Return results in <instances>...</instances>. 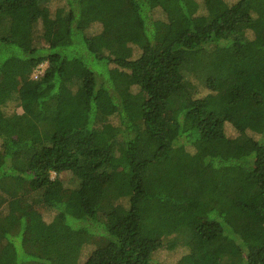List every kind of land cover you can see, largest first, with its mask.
I'll return each instance as SVG.
<instances>
[{"label":"trees","instance_id":"trees-1","mask_svg":"<svg viewBox=\"0 0 264 264\" xmlns=\"http://www.w3.org/2000/svg\"><path fill=\"white\" fill-rule=\"evenodd\" d=\"M263 24L264 0H0V207L39 218L0 209V264H264Z\"/></svg>","mask_w":264,"mask_h":264},{"label":"rangeland","instance_id":"rangeland-1","mask_svg":"<svg viewBox=\"0 0 264 264\" xmlns=\"http://www.w3.org/2000/svg\"><path fill=\"white\" fill-rule=\"evenodd\" d=\"M228 3L234 2V0H226ZM63 8V3L62 2H53L50 5V9L52 10V12L54 11H58L59 9ZM59 28V23H55L53 29H57ZM90 31H92L93 33H96L99 31V28L97 27H92L90 29ZM248 37L252 38V34L253 32H248ZM255 36V40L261 44L264 45V24L257 29L256 31H254ZM115 36H112L111 39H114ZM47 67L46 63H43L42 65H40L39 68V72L42 74L43 70ZM33 75H31L32 77ZM204 93V92H203ZM202 93V94H203ZM104 97V95H103ZM6 110L8 112H14L17 114H21V109L16 107L14 104H10L9 106L6 107ZM108 113V112H107ZM110 114V113H108ZM111 122L116 123L117 122V118L116 116H111L110 117ZM225 133L227 137H235L236 136V131L234 130V128L230 125V124H225ZM55 177L54 173H51V178L53 179ZM60 180H63L64 182V186L66 189H70L73 187V183L71 184L70 182V176L68 174H62L59 176ZM103 179H100L99 182H102ZM104 183V182H103ZM22 185V184H21ZM25 191H28V188L26 185H24L22 187ZM22 190V191H24ZM67 192V191H65ZM62 196V195H61ZM60 196V197H61ZM66 194H64L61 199L65 198ZM20 201V202H19ZM10 202H5L1 205L0 209L1 211H5L7 213H9L11 216H15L16 213H26L27 214V219H28V225L27 227H33L37 224L39 218L35 216L34 213L28 214V212L25 210L27 208L24 207L23 205V198L19 199L18 201L14 202V203H10ZM128 208L127 203L125 200H120L118 202H116V213L114 212L113 215H111V217H115L116 215H120L122 213H124V210L126 211ZM52 215V212L47 214L44 213V216L46 218H44L45 220H50ZM25 240V239H24ZM104 244H106L105 239L101 238V237H92V236H87V240L85 241L84 247L82 248L81 254H80V260L79 261H84L86 260V258L90 255V253L96 249L99 248L101 246H103ZM156 259H158L160 262L164 263V264H169V263H174L175 261H178L179 259H181L182 257H184V255L188 254V251L186 248L184 247H178L176 249L173 250H167V249H161L158 250L156 252ZM192 255V254H191ZM190 258L191 261H193L194 257L191 256H187L185 259Z\"/></svg>","mask_w":264,"mask_h":264},{"label":"built area","instance_id":"built-area-1","mask_svg":"<svg viewBox=\"0 0 264 264\" xmlns=\"http://www.w3.org/2000/svg\"><path fill=\"white\" fill-rule=\"evenodd\" d=\"M38 74H41V73L39 72V68L33 73L32 78H33V79H36V77L38 76Z\"/></svg>","mask_w":264,"mask_h":264}]
</instances>
